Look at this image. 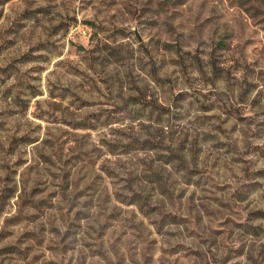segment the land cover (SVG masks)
I'll use <instances>...</instances> for the list:
<instances>
[{"label": "rangeland", "instance_id": "obj_1", "mask_svg": "<svg viewBox=\"0 0 264 264\" xmlns=\"http://www.w3.org/2000/svg\"><path fill=\"white\" fill-rule=\"evenodd\" d=\"M142 113L168 150L107 153ZM9 246L0 264H264V0H0Z\"/></svg>", "mask_w": 264, "mask_h": 264}, {"label": "trees", "instance_id": "obj_2", "mask_svg": "<svg viewBox=\"0 0 264 264\" xmlns=\"http://www.w3.org/2000/svg\"><path fill=\"white\" fill-rule=\"evenodd\" d=\"M166 2H173L176 0H165ZM157 82H162L163 80L156 77L155 78ZM182 95V94H181ZM180 95V96H181ZM134 105L138 106V110L140 111H146L147 114H149V118H152V115L155 114L156 118H164L165 116L171 114V108L166 107L160 103H158L155 99L147 98V99H136L133 103ZM143 113L140 116H135L132 119V122H137L135 120L140 119L143 117ZM150 120V119H149ZM155 120V119H154ZM151 120L149 122H155L154 124L156 127H152V123L150 125L151 130H147V126L140 121L137 122V126H131L130 128V136L126 138V135H118V137H115L113 140H106L103 141V147L105 148L106 152L111 154L112 156L116 155H127L131 153V151H156V152H163L167 151L166 143V135L169 134V128L165 125H162L159 123L158 120ZM162 119L161 121H163ZM160 121V122H161ZM145 129V130H144ZM184 147L181 150H178V153H175L173 150H171V154H173L172 158H168L165 163H169L171 161H177L179 164H185V154L183 153ZM109 174V173H108ZM153 182H157L156 180H153ZM135 198L134 202H142L143 204H147L146 201H144L145 197H142L141 194L134 193ZM263 218V217H260ZM159 226L164 225H171V224H178L180 222L181 216L176 214H163L161 219H159ZM0 254L2 253H14L13 247H4L0 249Z\"/></svg>", "mask_w": 264, "mask_h": 264}]
</instances>
